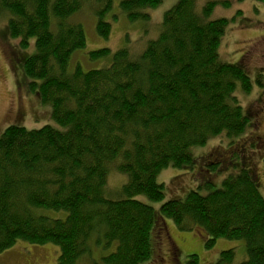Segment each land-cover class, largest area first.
I'll use <instances>...</instances> for the list:
<instances>
[{"label": "trees", "instance_id": "16d2710c", "mask_svg": "<svg viewBox=\"0 0 264 264\" xmlns=\"http://www.w3.org/2000/svg\"><path fill=\"white\" fill-rule=\"evenodd\" d=\"M160 2L119 0L118 7L133 22L149 19ZM215 3L198 8L195 0H178L138 51L91 49L90 60L111 59L84 70L72 62L86 44L75 16L92 14L97 35L108 38L117 19L113 0H0L3 33L17 40L11 55L27 52L20 58L21 85L50 105L52 120L32 128L10 124L0 134V253L17 241L52 243L53 264H145L154 257L158 224L170 218L181 230L204 234L207 247L218 238L243 241L244 259L236 260L231 247L213 264H264L259 171L237 149L253 125L238 92L248 95L254 84L243 63L219 58L220 38L235 15L209 19ZM261 72L254 79L259 87ZM216 137L224 140L226 159L199 162L194 150ZM263 141L251 136L238 148L249 144L258 152ZM238 154L242 165L230 163ZM198 163L239 170L219 187L199 172L183 197L154 208L151 202L165 197L156 176ZM112 172L126 180L110 197Z\"/></svg>", "mask_w": 264, "mask_h": 264}, {"label": "rangeland", "instance_id": "374dc122", "mask_svg": "<svg viewBox=\"0 0 264 264\" xmlns=\"http://www.w3.org/2000/svg\"><path fill=\"white\" fill-rule=\"evenodd\" d=\"M177 1L161 0L155 8L150 9L149 19L131 22L120 11L119 0H113L111 11L117 13V19L111 21V32L105 39L96 33L95 17L85 10L81 11L75 17L83 26L86 44L74 52L72 62H79L84 70L107 65L111 59L110 55L93 60H90L88 56L89 50L99 47H107L111 53L124 46L138 51L147 40L157 36L163 13ZM208 1H216L209 12V19L217 17L230 19L235 15L234 20H230L226 25L224 34L220 38L218 54L219 58L227 63L238 61L243 63L254 84L250 94L238 92L244 108L249 110L253 116V125L251 131L238 140L237 149H241L244 159H247L259 171V179L256 181L264 197V164L260 161L264 141L255 145L254 149L259 147L258 152L257 150L251 151L249 144L238 148L240 143L249 142L251 136L258 135L264 138V78H260L263 82L260 87L256 82L254 83V79H257V72L264 71V0H195V4L200 8ZM238 10L240 13L236 14ZM106 17L109 18L110 13ZM4 25V21L0 20V134L10 124L32 128L52 122L49 115L50 105L42 103L34 93L27 89L26 85H21L23 77L20 70L22 63L20 58L27 52L14 48L17 53L11 55L10 51L14 45H17V40L4 35ZM30 51L32 48L28 52ZM72 67L73 63L69 64L70 70ZM261 73L264 75V72ZM224 145V140L216 137L204 146L196 148L193 155L197 156V160L200 159L199 162L202 158L205 160L212 156L226 159L229 151ZM239 154L232 155L234 161L230 163L238 161L239 165H242L240 159L242 157L239 158ZM218 165L223 166L222 162ZM237 167L228 165L220 171L211 169L206 163H198L192 170L167 167L156 176L157 181L164 184L165 197L160 201H152L151 204L154 208H158L160 203L169 197H183L188 190L195 187L194 179L199 177V172L204 173L212 181L213 187H219L228 173H236L239 170ZM125 180L124 175L112 172L108 178L107 195L111 197L113 193H118ZM46 212L52 215L51 211L46 210ZM205 240L204 234L199 235L196 231L181 230L170 218H165V221L158 224L154 257H149L145 264H213L221 250L231 247L235 250L236 260L241 261L246 256L242 240L218 238L209 247L205 246ZM173 244L178 248L175 257L171 252ZM57 255L58 248L52 243L34 245L17 241L0 253V264H53ZM175 258L176 261H174Z\"/></svg>", "mask_w": 264, "mask_h": 264}, {"label": "flooded vegetation", "instance_id": "af4514ba", "mask_svg": "<svg viewBox=\"0 0 264 264\" xmlns=\"http://www.w3.org/2000/svg\"><path fill=\"white\" fill-rule=\"evenodd\" d=\"M168 238H169V237H168ZM172 246L175 247L174 244H173ZM173 247H171V252H172L173 254H175V252H177V248H176V247L173 248Z\"/></svg>", "mask_w": 264, "mask_h": 264}]
</instances>
